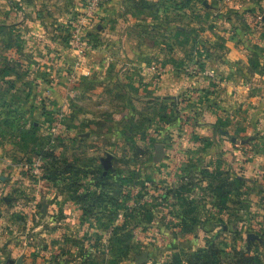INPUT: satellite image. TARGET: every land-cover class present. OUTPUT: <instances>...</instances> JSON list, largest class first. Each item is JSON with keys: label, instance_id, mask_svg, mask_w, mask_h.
<instances>
[{"label": "rangeland", "instance_id": "rangeland-1", "mask_svg": "<svg viewBox=\"0 0 264 264\" xmlns=\"http://www.w3.org/2000/svg\"><path fill=\"white\" fill-rule=\"evenodd\" d=\"M137 1L78 0L42 38L60 39L75 56L48 54L43 88L31 89L29 102L0 98L13 120L2 127L0 264H231L238 252L264 264V120L257 128L246 101L220 104L228 89L204 61L182 63L190 82L171 94L150 88L163 89V56L103 63L92 55L109 25L112 40L128 31L150 43L134 24L140 9L160 29L163 51L180 26L211 41L202 27L222 25L224 39L251 41L255 72L264 66L262 0ZM257 96H247L248 110ZM212 248L221 263L204 257Z\"/></svg>", "mask_w": 264, "mask_h": 264}, {"label": "crops", "instance_id": "crops-1", "mask_svg": "<svg viewBox=\"0 0 264 264\" xmlns=\"http://www.w3.org/2000/svg\"><path fill=\"white\" fill-rule=\"evenodd\" d=\"M139 1L143 2V0H138L137 2ZM147 1L150 4H154L156 0ZM172 1L175 2V0ZM261 6L264 7V0H262ZM77 10H79L78 0H0V98L8 101L10 100L9 98L12 99L13 95L20 94L24 95L26 101L29 102L31 89L37 88L40 90L43 88L41 79L45 76L44 64L49 58L48 54H50V57L51 55H56L59 59L64 55L71 56L69 52L75 56L71 50L68 51L67 47L70 46L61 42L60 39L53 41L52 39L46 40L42 38L48 33L47 30L50 31L52 26L59 27L70 16V13ZM145 13V11L137 9L134 15L137 22L134 24L138 25L137 28L148 29L151 35L150 43L140 36L137 38L130 37L128 31H124L125 37L123 39L112 40V29L111 25H109L106 30L108 35L101 32L103 33V39L98 43V47L92 55L99 53L103 63L108 61L109 58L117 63V61L125 62L130 60L136 62L145 61L146 57L154 59L155 57L160 58V56H163L166 62L169 63V72L162 83L163 89L160 90L158 87L155 89L152 86L150 88L156 93L164 91L171 94L182 91V84L186 85L190 82L191 76L186 75L182 63L197 62V60L199 62L204 61L211 66V70L216 72L217 77L223 78V83H220L228 89L227 97L226 94L221 96L219 103H225L230 105L228 109H234L233 107L236 103L241 101L244 103L246 101L248 106H244V112L253 111V122L259 128L256 119L261 118L264 120V66L252 72L249 62L252 58L256 59L257 56L250 54L252 46L249 44L251 41L249 43L245 42L244 39L239 41L233 36L224 39L220 33L222 28H224L222 25L221 27L219 25L216 27L212 26L210 29L202 27L205 32L207 30L210 31L211 37L207 38H210L211 41L197 40L196 35L191 34L189 29L182 32L180 26L169 34L170 37L165 42L166 48L170 49V51L167 49L163 51V43H157L155 39V33L160 29L157 28L158 26H153L156 29L153 31L150 28V24L144 22ZM150 13H154V11H150ZM124 23L122 28L128 29L131 23L127 21H124ZM24 28H26L27 34L25 37H20ZM122 28L118 27L120 31ZM235 28L236 25H230L231 30H235ZM5 34H10L9 36L11 37L8 36L6 38ZM34 34L37 36H34ZM201 44L205 47L201 46ZM206 49L207 53L204 54L203 50ZM107 68L102 71L104 75L109 74L111 66ZM149 77L152 79L153 75L151 74ZM202 77L203 74L198 75L195 77L194 82H197V79ZM245 77L251 79V81L245 82ZM240 90H242V94L238 92ZM251 93L263 96V98L255 99L258 102H254L255 106L248 110L251 102L247 96ZM230 95H234V97ZM224 97L228 98V100L222 99ZM211 124H215V121L211 122ZM263 124L264 121L260 125L262 126ZM9 125H13V120L7 117V113H0V174L3 170L1 169L2 165H4L1 159L9 158L7 145L4 144V142L8 141V135L5 134L6 132L2 127ZM3 182L4 179L1 178L0 186Z\"/></svg>", "mask_w": 264, "mask_h": 264}, {"label": "trees", "instance_id": "trees-1", "mask_svg": "<svg viewBox=\"0 0 264 264\" xmlns=\"http://www.w3.org/2000/svg\"><path fill=\"white\" fill-rule=\"evenodd\" d=\"M218 252L219 251H218L217 248H212L210 250V252H208L204 257H207L208 258V262L209 261L211 262L212 257L213 256H217V260L215 261V263H221L220 257L217 255ZM203 253L200 254V255H197V257L201 258ZM231 264H258V263H257V260H256V258L254 256L247 255V254L242 253V252H238L235 255V261H232Z\"/></svg>", "mask_w": 264, "mask_h": 264}, {"label": "water", "instance_id": "water-1", "mask_svg": "<svg viewBox=\"0 0 264 264\" xmlns=\"http://www.w3.org/2000/svg\"><path fill=\"white\" fill-rule=\"evenodd\" d=\"M103 163L105 165V169H110L111 165H112V155H108L107 158H104L103 160Z\"/></svg>", "mask_w": 264, "mask_h": 264}, {"label": "built area", "instance_id": "built-area-1", "mask_svg": "<svg viewBox=\"0 0 264 264\" xmlns=\"http://www.w3.org/2000/svg\"><path fill=\"white\" fill-rule=\"evenodd\" d=\"M97 1H99V0H95V2H97Z\"/></svg>", "mask_w": 264, "mask_h": 264}]
</instances>
